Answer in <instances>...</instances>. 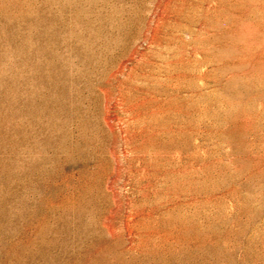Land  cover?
<instances>
[{"label": "rangeland", "instance_id": "1", "mask_svg": "<svg viewBox=\"0 0 264 264\" xmlns=\"http://www.w3.org/2000/svg\"><path fill=\"white\" fill-rule=\"evenodd\" d=\"M0 264H264V0H0Z\"/></svg>", "mask_w": 264, "mask_h": 264}]
</instances>
